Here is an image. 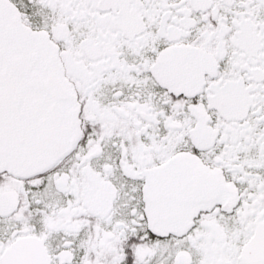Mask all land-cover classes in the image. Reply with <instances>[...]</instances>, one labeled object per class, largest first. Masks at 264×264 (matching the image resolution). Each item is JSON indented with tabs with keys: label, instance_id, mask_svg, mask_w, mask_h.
I'll use <instances>...</instances> for the list:
<instances>
[{
	"label": "snow or ice",
	"instance_id": "6c2138e0",
	"mask_svg": "<svg viewBox=\"0 0 264 264\" xmlns=\"http://www.w3.org/2000/svg\"><path fill=\"white\" fill-rule=\"evenodd\" d=\"M0 264H264V0H0Z\"/></svg>",
	"mask_w": 264,
	"mask_h": 264
}]
</instances>
